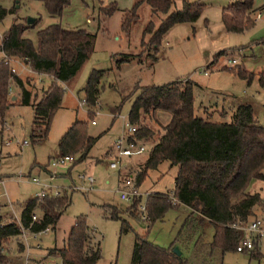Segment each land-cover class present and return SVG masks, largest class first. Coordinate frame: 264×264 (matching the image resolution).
Returning <instances> with one entry per match:
<instances>
[{
	"label": "rangeland",
	"instance_id": "374dc122",
	"mask_svg": "<svg viewBox=\"0 0 264 264\" xmlns=\"http://www.w3.org/2000/svg\"><path fill=\"white\" fill-rule=\"evenodd\" d=\"M172 10H180L183 3L200 5V13L193 23L172 26L161 38L156 50L148 43L149 36L142 31L151 22L153 30L164 18L153 16L148 5L142 0H69L58 19H51L38 0H20L16 17L26 23V19L36 20L33 27L23 33V37L34 43L36 31L50 24H58L65 30H83L94 37L93 50L78 73L61 85L63 93L60 108L53 114L46 138L31 143L30 129L33 118L29 106L10 105L0 123V180L4 192L18 219L23 204L33 198L39 186L31 183L37 178L52 190H59L69 198V204L61 213L53 230L32 236L25 233L27 250L21 237L13 238L4 246L8 264H60L57 257H46L49 250L61 249L76 218L82 217L92 232L100 251L95 264H129L135 236L167 248L189 211L178 205L168 209L160 220L150 225L139 219L137 212H125L130 203L119 200L118 190L124 180L135 184L138 167L147 156L161 128L169 120L165 112L157 111L145 125L152 131V140L144 143L145 151L137 157L115 159L114 143L127 134V113L137 94V87L161 86L175 81L189 80L193 88V103L199 108L198 116L208 122L227 123L238 105L251 107L255 122L264 129V0H250L252 5V28L241 33H228L220 20L221 11L235 0H167ZM12 0H0V6L8 9ZM110 6L115 11L104 16L100 12ZM135 6L136 20L124 33L120 30L123 12ZM256 13H259L256 18ZM14 16H6L0 23L1 33L5 31ZM155 60L152 61L151 57ZM126 58L127 60L123 59ZM233 59L231 71L226 61ZM226 68V69H225ZM16 75L30 81L28 88L38 100L42 90H46L51 79L47 76L32 75L27 67L13 64ZM91 71L100 72L97 84V102L90 109L82 103L84 87ZM244 72L248 79L240 78L236 72ZM205 73V75H203ZM18 92L11 89L9 97L17 100ZM86 123L88 136L95 139L87 158L72 165L50 167L51 158L59 156L57 142L74 122ZM93 122V125L90 122ZM25 141L27 146L20 149ZM110 162L116 164L109 169ZM50 172H46L44 170ZM175 169L168 168L166 162L146 173L138 186L139 203H145L149 194H166L170 199ZM52 177L48 180L47 176ZM56 175V176H55ZM90 177L88 186L78 177ZM72 188H77L75 191ZM259 192L261 205L252 209L248 222L261 223V236H248L258 240L259 261L248 258L247 253L227 252L221 264H264V183L252 185ZM1 200L0 205H3ZM116 211L113 218L112 211ZM53 214L39 203L34 210L37 218L41 212ZM8 214V216H7ZM3 221L11 215L8 208H0ZM6 215V216H5ZM125 232H120L121 228ZM203 239H211L212 229L203 222ZM18 245L23 249L19 250ZM177 248V247H176Z\"/></svg>",
	"mask_w": 264,
	"mask_h": 264
},
{
	"label": "trees",
	"instance_id": "16d2710c",
	"mask_svg": "<svg viewBox=\"0 0 264 264\" xmlns=\"http://www.w3.org/2000/svg\"><path fill=\"white\" fill-rule=\"evenodd\" d=\"M20 0H12L8 9L0 6V23L6 16H14L8 28L0 37V123L10 105L29 106L33 118L30 142L36 143L46 138L50 120L60 108L63 89L61 85L71 80L80 70L93 50L94 37L83 30H65L58 24H50L36 31L35 41L23 37V33L35 24L27 25L16 17ZM51 19H58L69 0H38ZM148 5L153 16L164 18L153 30L149 22L142 31L148 35V43L156 50L162 36L174 25L193 23L199 16L200 5L183 3L180 10H172L167 0H142ZM114 6L101 9L104 16L115 11ZM250 0H235L221 11L220 20L226 32L241 33L253 27ZM136 20L135 6L123 12L120 30L126 32ZM151 57V56H150ZM152 61L155 60L151 57ZM127 60L126 58L123 59ZM27 67L32 75L47 76L51 82L42 96L36 100L30 90V81L21 80L12 73L11 66ZM226 69V68H225ZM231 69H227L231 71ZM236 75L248 79L244 72ZM100 72L91 71L84 87L82 103L87 107V117L92 118L90 109L96 105L99 91L97 84ZM16 89L17 100L12 102L8 89ZM194 86L189 80L175 81L161 86L137 87L127 113L128 126L134 133L129 141L140 144L152 140L153 133L145 125L157 112H165L169 120L161 128L146 158L135 175L136 188L142 183L146 173L166 162L174 168L173 188L170 199L166 194L153 193L146 197L147 225L160 220L170 208L178 205L189 213L180 225L175 238L167 248H160L143 237L135 236L129 264H221L222 256L235 252L241 233L239 227L252 216V209L261 205L259 192L252 185L264 183V129L252 116L251 107L238 105L227 123L208 122L194 114ZM92 122V121H91ZM95 139L88 136L86 123L74 121L57 142L60 156L77 155L75 163L87 158ZM72 165V164H71ZM171 200L175 203L172 204ZM140 199L135 198L125 212H136ZM53 214L42 211L37 222L30 217L39 205L33 198L27 200L19 213V226L11 219L6 221L0 215V264H8L4 246L9 240L19 237L20 227L37 234L44 229L53 230L57 219L69 204L65 193L56 197H44L41 202ZM5 205H0V208ZM116 211H112L113 218ZM6 216V215H5ZM8 216V214H7ZM210 225V241L203 239L201 226ZM120 232H125L122 227ZM253 249L242 251L248 258L259 261L258 240L253 241ZM177 247L179 255L172 249ZM22 250V245H18ZM98 244L92 237L82 217L76 218L61 249L49 250L46 257H57L60 264H95L99 259Z\"/></svg>",
	"mask_w": 264,
	"mask_h": 264
},
{
	"label": "built area",
	"instance_id": "2783aa9c",
	"mask_svg": "<svg viewBox=\"0 0 264 264\" xmlns=\"http://www.w3.org/2000/svg\"><path fill=\"white\" fill-rule=\"evenodd\" d=\"M259 14H256V18H258ZM226 65L228 68H231L235 65V61L233 59L227 60ZM11 71L12 73H15V70L13 69V65L11 66ZM16 74V73H15ZM205 75V73H203ZM11 87L8 89V93L11 91ZM91 125H93V122H90ZM134 128L128 126L127 127V134L122 138L117 140L114 145H113V153L115 156V159H120V158H129V157H137L140 156L144 153L145 147L143 144H140L135 141H129L128 136L132 135L134 133ZM27 146V143L23 141L19 147L20 149L24 148ZM74 162V158L72 156H57L55 158H51L49 162L47 163L48 166L50 167H57V166H66V165H71ZM109 169H115L116 164L114 162H110L108 165ZM81 181L85 182L88 186L92 183V179L90 177H84V176H79L78 177ZM31 183L39 186V190L35 193L33 196V199L37 202L40 203L43 201L44 197L51 196V197H56L59 194V190H52L49 186L46 184H43L42 181L38 180L37 178H32ZM75 191H79L77 188H72ZM118 195H119V200L131 203L133 199L139 198L140 194L137 192V189L134 188L133 183L129 180H124L121 185L120 189L118 190ZM1 200H4L3 205H5L6 208L11 213V219L19 226V220L15 217L14 212L12 210V205L9 202L3 188V181L0 180V203ZM171 203L174 204L175 201L171 200ZM139 219L143 222L148 221V216L146 213V208H145V203L141 205H137V210H136ZM31 222H37L39 218L35 216V214H32L30 217ZM48 231V228L44 229L42 232L33 234L29 233L27 229H23L20 227V234L19 237L23 239L25 249L27 250V244H26V238H25V233H28L32 235L33 237L36 235H39L41 233H46ZM238 231L241 233L238 243L235 247V252L240 253L242 251H250L253 249V241L247 237L248 236H255L256 238L259 239L261 236V223L258 220H252L248 223H246L244 226L239 227Z\"/></svg>",
	"mask_w": 264,
	"mask_h": 264
},
{
	"label": "water",
	"instance_id": "95a60500",
	"mask_svg": "<svg viewBox=\"0 0 264 264\" xmlns=\"http://www.w3.org/2000/svg\"><path fill=\"white\" fill-rule=\"evenodd\" d=\"M34 23V20H32V19H29V18H27L26 19V24L27 25H32ZM12 102L15 100V97H11V99H10ZM172 252L175 254V255H179V252H178V250H177V248L176 247H174L173 249H172Z\"/></svg>",
	"mask_w": 264,
	"mask_h": 264
},
{
	"label": "crops",
	"instance_id": "0c3cea01",
	"mask_svg": "<svg viewBox=\"0 0 264 264\" xmlns=\"http://www.w3.org/2000/svg\"><path fill=\"white\" fill-rule=\"evenodd\" d=\"M256 14H259V13H256ZM198 112H199V108L196 107L195 104H194V114H195L196 116H198V115H197ZM198 117H199V116H198ZM44 170H45L46 172H50V171L46 170L45 167H44ZM46 176H47V175H46ZM55 176H56V175H55ZM53 177H54V176H52V177L47 176L48 180H51Z\"/></svg>",
	"mask_w": 264,
	"mask_h": 264
}]
</instances>
